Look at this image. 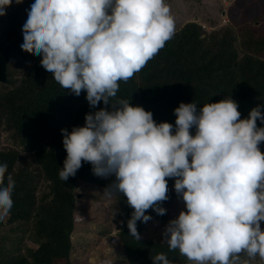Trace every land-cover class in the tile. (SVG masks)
I'll use <instances>...</instances> for the list:
<instances>
[{
	"label": "clouds",
	"instance_id": "obj_1",
	"mask_svg": "<svg viewBox=\"0 0 264 264\" xmlns=\"http://www.w3.org/2000/svg\"><path fill=\"white\" fill-rule=\"evenodd\" d=\"M13 0H0V17ZM22 0H16L21 3ZM21 50L40 56V65L64 90L86 93L90 107L111 105L86 114L83 127L61 130L66 152L59 176L74 177L82 162L95 176H114L104 195L126 197L133 209L129 234L139 239L137 221L166 210L168 179L184 211L170 220L163 236L170 251L191 264H247L264 260V124L260 107L240 119L230 98L180 103L175 126L157 124L150 111L111 103L120 82L127 83L175 35V18L165 0H34L22 27ZM194 129V134L191 130ZM0 164V218L13 207L15 181ZM152 264H171L164 253Z\"/></svg>",
	"mask_w": 264,
	"mask_h": 264
},
{
	"label": "trees",
	"instance_id": "obj_2",
	"mask_svg": "<svg viewBox=\"0 0 264 264\" xmlns=\"http://www.w3.org/2000/svg\"><path fill=\"white\" fill-rule=\"evenodd\" d=\"M32 3L34 0L19 4L13 0L0 17V46L19 39L8 54L6 81H0V142L4 133V139L14 144L0 147V164L8 165L4 186L9 174L15 181L13 207L5 224L0 225V264H52L53 260L72 264L76 191L82 187L105 190L115 177L95 176L92 166L82 162L74 177L62 181L59 172L66 152L61 130L71 132L74 127H83L86 114L101 108L111 110V105L101 102L90 107L85 92L75 96L64 90L40 65V56L21 50L22 27ZM210 25V33L194 22L176 30L139 73L127 83L120 82L111 103L129 100L130 106L150 111L157 124L167 122L173 126V112L180 103L193 102L199 111L207 103L230 98L238 104L240 119H247L257 106L264 115V56L258 54L264 39L246 30L242 33L246 37L237 41L234 29L228 25L219 28L214 19ZM256 123L264 127L259 120ZM191 131L194 134V129ZM259 148L264 153V143ZM167 183L168 200L159 205L166 214L157 215L149 209L145 214L152 219L137 221L139 239L132 237L127 228L133 209L126 197L120 193L112 196L118 211L116 241L126 264H152V258L160 253L171 264H189L178 250L170 251L163 241L143 237L145 228L164 222L171 202L181 199L174 191V179ZM26 240L33 244L27 245ZM245 260L250 264L252 259L240 254V261Z\"/></svg>",
	"mask_w": 264,
	"mask_h": 264
},
{
	"label": "rangeland",
	"instance_id": "obj_3",
	"mask_svg": "<svg viewBox=\"0 0 264 264\" xmlns=\"http://www.w3.org/2000/svg\"><path fill=\"white\" fill-rule=\"evenodd\" d=\"M165 2L175 18V31L187 23L194 22L201 25L204 32L210 33L213 29L210 23L214 19L218 21L219 28L228 25L234 29L237 41H242V36L243 39L246 37L242 35L246 30L252 32L256 38L264 39V0H165ZM221 11L224 16L220 15ZM258 54L264 56V46H260ZM4 136L2 133L0 147L14 146L13 142L4 139ZM104 191L91 187L78 188L76 191L75 232L70 252L72 264H126L116 241L118 211L113 198L106 197ZM184 210L182 199H174L166 220L149 224L144 230L143 237L163 241L162 233L168 222ZM6 218L7 216L0 218V222H3L0 225L5 224ZM261 229L264 230V222H261ZM25 243L33 244L29 240ZM63 263L64 261L60 260L52 261V264ZM250 264H264V260L258 259L254 262L252 259Z\"/></svg>",
	"mask_w": 264,
	"mask_h": 264
},
{
	"label": "water",
	"instance_id": "obj_4",
	"mask_svg": "<svg viewBox=\"0 0 264 264\" xmlns=\"http://www.w3.org/2000/svg\"><path fill=\"white\" fill-rule=\"evenodd\" d=\"M19 39L13 41L6 47L0 46V81L5 82L6 76H5V67L8 62V54L12 49L16 48V45L18 44Z\"/></svg>",
	"mask_w": 264,
	"mask_h": 264
}]
</instances>
